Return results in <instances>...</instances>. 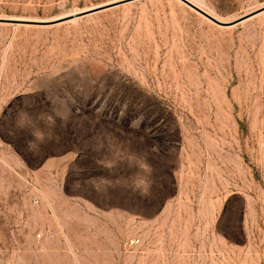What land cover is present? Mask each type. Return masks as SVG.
Here are the masks:
<instances>
[{
  "label": "rangeland",
  "instance_id": "rangeland-1",
  "mask_svg": "<svg viewBox=\"0 0 264 264\" xmlns=\"http://www.w3.org/2000/svg\"><path fill=\"white\" fill-rule=\"evenodd\" d=\"M122 1L0 0V264H264V14Z\"/></svg>",
  "mask_w": 264,
  "mask_h": 264
},
{
  "label": "water",
  "instance_id": "water-1",
  "mask_svg": "<svg viewBox=\"0 0 264 264\" xmlns=\"http://www.w3.org/2000/svg\"><path fill=\"white\" fill-rule=\"evenodd\" d=\"M129 1H137V0H126V1H122V2H119V3H115V4H112V5H107V6H102V7H98L96 9H92L91 11H86L84 13H79L76 17H82V16H85L87 15L88 13H94V12H98V11H102V10H105V9H109L111 7H114L115 5L119 6L121 4H125V3H128ZM180 2H182L184 5H186L187 7H189L190 9L194 10L195 12H197L198 14L202 15L203 17H205L206 19L212 21L214 24L218 25V26H221V27H229V26H233L235 24H238L244 20H247L248 18L252 17V16H255L256 14L264 11V7L261 8V9H258L252 13H249L247 15H244L234 21H231V22H222L218 19H216L215 17H213L212 15H210L208 12H206L205 10L201 9L200 7H198L197 5H195L194 3H192L191 1L189 0H178ZM0 21L4 22V23H11V22H17V21H13V19H1ZM37 24H52V23H37Z\"/></svg>",
  "mask_w": 264,
  "mask_h": 264
},
{
  "label": "crops",
  "instance_id": "crops-1",
  "mask_svg": "<svg viewBox=\"0 0 264 264\" xmlns=\"http://www.w3.org/2000/svg\"><path fill=\"white\" fill-rule=\"evenodd\" d=\"M135 2V1H134ZM193 3V2H192ZM196 5V4H195ZM199 7V6H198ZM201 8V7H200ZM202 9V8H201ZM262 14H264V12H262V13H260V14H257V15H255V16H252V17H250V18H248L247 20H244V21H242V22H240V23H238V24H235V25H233V26H230V27H227V28H232V27H238V26H240V25H242V24H244V23H246V22H248V21H250V20H252V19H254V18H257L258 16H260V15H262Z\"/></svg>",
  "mask_w": 264,
  "mask_h": 264
},
{
  "label": "built area",
  "instance_id": "built-area-1",
  "mask_svg": "<svg viewBox=\"0 0 264 264\" xmlns=\"http://www.w3.org/2000/svg\"><path fill=\"white\" fill-rule=\"evenodd\" d=\"M132 243L137 245V244H139V243H140V240H139V239H137L136 241H133Z\"/></svg>",
  "mask_w": 264,
  "mask_h": 264
},
{
  "label": "bare ground",
  "instance_id": "bare-ground-1",
  "mask_svg": "<svg viewBox=\"0 0 264 264\" xmlns=\"http://www.w3.org/2000/svg\"><path fill=\"white\" fill-rule=\"evenodd\" d=\"M129 2H132V1H129ZM182 3V2H181ZM115 7V6H114ZM262 12H264V11H262ZM262 12H260V13H262ZM95 13V12H94ZM260 13H258V14H260ZM88 14H92V13H88ZM257 15V14H256ZM210 21V20H209ZM212 22V21H211ZM230 27V26H229Z\"/></svg>",
  "mask_w": 264,
  "mask_h": 264
}]
</instances>
